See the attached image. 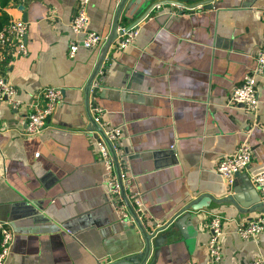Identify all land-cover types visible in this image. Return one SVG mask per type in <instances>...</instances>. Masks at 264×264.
<instances>
[{
	"label": "crops",
	"instance_id": "0c3cea01",
	"mask_svg": "<svg viewBox=\"0 0 264 264\" xmlns=\"http://www.w3.org/2000/svg\"><path fill=\"white\" fill-rule=\"evenodd\" d=\"M76 2L0 0L2 26L26 22L28 50L21 55L15 40L0 42V72L22 100L17 107L0 101V219L15 232L5 264H104L144 246L137 224L118 218L108 204L99 138L84 100L101 47L80 46L68 57ZM118 2L90 0L89 26L107 36ZM158 6L135 24L129 46L119 49L114 39L89 94L102 121L121 127L118 152L141 191L146 223L165 225L155 262L151 253L145 264H251L258 256L264 264V229L244 239L236 232L238 220L259 212H240L221 200L234 188L243 193L247 176L255 187L251 176L264 168V75L257 80L255 114L227 103L262 43L264 0H213L182 13L173 2ZM131 21L122 12L118 24ZM46 85L59 87L62 98L44 130L26 135L25 101ZM243 140L252 159L228 182L216 162ZM202 192L218 201L176 225L173 216ZM216 213L224 218L222 257L212 262L206 222Z\"/></svg>",
	"mask_w": 264,
	"mask_h": 264
},
{
	"label": "built area",
	"instance_id": "2783aa9c",
	"mask_svg": "<svg viewBox=\"0 0 264 264\" xmlns=\"http://www.w3.org/2000/svg\"><path fill=\"white\" fill-rule=\"evenodd\" d=\"M90 0H77L75 12L69 20V29L74 34L70 39L67 47L68 57H73L80 46L88 49L100 48L106 40V35L99 33L89 26L90 17L88 7ZM118 25V43L119 49L129 46L134 37L138 33V27L133 24ZM26 33V22L21 18L9 20L0 29V42L10 43L15 40V47L18 54H27V46L24 41ZM264 75V34L263 40L259 48L254 54V64L243 74L242 79L233 87L227 98V103L232 105H241L247 112L255 114L258 109V91L257 80ZM95 80L92 87H96ZM16 86L11 83L7 77L0 72V101L6 99L12 107H17L22 100L17 96ZM62 98V90L54 85H46L37 89L28 101H25L27 111L25 113L26 122L24 134L32 135L40 133L47 125L48 119L53 113L56 105ZM94 110L93 117L95 121L103 128L104 134L112 143L117 155L121 170L122 184L125 194L132 205L137 217L142 222H147L149 214L147 213L144 200L141 197V191L134 183V178L128 174L122 167L124 161V153L118 152V140L121 134L120 126H112L107 121H102L98 107ZM98 158L104 166L105 187L109 200L108 204L114 210L117 217L121 220L134 222V218L128 210L124 198L121 194L120 184L114 168V160L112 154L101 137L98 141ZM251 145L243 140L238 144L235 151L229 155L222 156L216 162V170L228 182H232L235 173L245 169L252 159ZM126 157V155H125ZM252 182L260 196V200L264 201V168L252 174ZM224 218L221 214H212L206 222L208 230L207 249L208 255L212 262L220 261L222 257V246L220 236L223 232ZM264 229V212L257 213L254 217L238 220L236 222V232L240 238H250L257 235ZM14 228L7 219H0V264H5L10 253L11 245L14 239ZM263 258L258 256L251 264H261Z\"/></svg>",
	"mask_w": 264,
	"mask_h": 264
},
{
	"label": "water",
	"instance_id": "95a60500",
	"mask_svg": "<svg viewBox=\"0 0 264 264\" xmlns=\"http://www.w3.org/2000/svg\"><path fill=\"white\" fill-rule=\"evenodd\" d=\"M163 1L164 2H151L148 4L146 3V0H143V2H141V0H119L115 9L111 30L107 35L106 40L101 46L98 60L84 87L85 107L88 117L91 123L93 124V129H94L93 131H95L96 137H98L99 139H101V137L103 138V140L107 144L112 154L114 160V168L120 184L121 194L124 198L128 210L130 211V213L134 218L135 223L140 229L144 240V246L139 252H136L128 256H124L123 258L111 260L104 264H145L151 253L152 256L150 263L155 262L160 250V245L164 239V234L158 231L163 229L165 225L158 227L155 226L154 224L152 225L147 224L146 222H142L135 214L132 205L130 204L125 194V190L121 179V170L119 166V161L117 159L115 150L110 140L104 134L103 128L95 121L93 114H91V108H94L95 104L93 102L92 103L89 102V94L90 93L94 94V92L96 91V87H92V85L96 78L97 73L100 71L102 67L106 52L109 46L111 45V43L118 36V33H120V31L119 32L117 31V27L119 25L118 22H119L120 14L122 12L125 14V17L132 20L129 24H127L126 27L128 28L133 24H136L139 20L146 17L153 10V8H155L158 5H161V3L173 2V4L177 5L178 7H181L178 13H182L184 12V8L185 9L194 8L198 5H204L208 7L211 5V2L213 0H200L197 2H193L191 4H186L179 0H163ZM239 173L240 171L235 173V176H237ZM247 178L248 179L244 182V184L241 185V188L245 189L243 193L240 192L236 193V189L234 188L230 192H227L223 196V198H221V200H228L232 202V204H234L240 212H259V213L264 212V201L260 200V196L257 191V188L253 187V184L248 181L249 180L248 176ZM252 188L257 193L258 195L257 197L254 195ZM210 201H218V199L208 192H202L201 194L189 200L188 202H186V204L182 206V208L173 216L174 223L178 226H182L187 219H192V220L195 219L196 216L198 215V212L204 209V207L208 206ZM153 247L154 250L152 252Z\"/></svg>",
	"mask_w": 264,
	"mask_h": 264
},
{
	"label": "trees",
	"instance_id": "16d2710c",
	"mask_svg": "<svg viewBox=\"0 0 264 264\" xmlns=\"http://www.w3.org/2000/svg\"><path fill=\"white\" fill-rule=\"evenodd\" d=\"M1 2H2V0H1ZM2 25H3V24H2V21H1V19H0V29L3 27Z\"/></svg>",
	"mask_w": 264,
	"mask_h": 264
}]
</instances>
